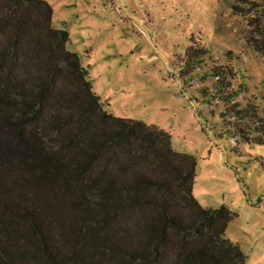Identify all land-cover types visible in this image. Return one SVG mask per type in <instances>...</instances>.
<instances>
[{
  "label": "trees",
  "instance_id": "trees-1",
  "mask_svg": "<svg viewBox=\"0 0 264 264\" xmlns=\"http://www.w3.org/2000/svg\"><path fill=\"white\" fill-rule=\"evenodd\" d=\"M53 15L0 0V264H245L232 212L193 195L196 158L107 112Z\"/></svg>",
  "mask_w": 264,
  "mask_h": 264
},
{
  "label": "rangeland",
  "instance_id": "rangeland-1",
  "mask_svg": "<svg viewBox=\"0 0 264 264\" xmlns=\"http://www.w3.org/2000/svg\"><path fill=\"white\" fill-rule=\"evenodd\" d=\"M44 1L106 111L194 156V197L227 207L226 238L264 264V0Z\"/></svg>",
  "mask_w": 264,
  "mask_h": 264
}]
</instances>
